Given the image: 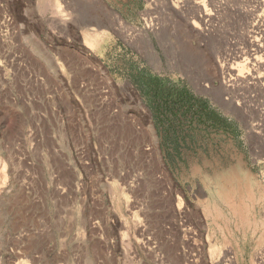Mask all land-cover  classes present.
Segmentation results:
<instances>
[{"label": "rangeland", "instance_id": "obj_1", "mask_svg": "<svg viewBox=\"0 0 264 264\" xmlns=\"http://www.w3.org/2000/svg\"><path fill=\"white\" fill-rule=\"evenodd\" d=\"M263 35L264 0H0V264H264Z\"/></svg>", "mask_w": 264, "mask_h": 264}, {"label": "bare ground", "instance_id": "obj_2", "mask_svg": "<svg viewBox=\"0 0 264 264\" xmlns=\"http://www.w3.org/2000/svg\"><path fill=\"white\" fill-rule=\"evenodd\" d=\"M199 11V10H198ZM63 15V14H62ZM206 15V14H205ZM118 27H119V30L120 31H123V28H122V30H121V25L119 24L118 25ZM96 36V38H99L98 36L99 35H95ZM264 36V35H263ZM256 40V39H255ZM250 42V46H251V49H253L252 51H253V54H251L250 52V54L248 55V54H246L248 57H250L251 58V61H253L256 65H262L261 63H262V61H261V59L260 58H258L257 56H255V54L256 53H262V55H264V47H262V46H259L258 44H256L255 43V41H249ZM262 42V41H261ZM102 42L101 41H96V42H93V44L94 45H96V46H98V45H100ZM249 45V44H248ZM249 46V47H250ZM253 47V48H252ZM251 51V50H250ZM248 52V51H247ZM244 54V53H243ZM261 55V56H262ZM244 56H245V54H244ZM260 56V57H261ZM250 60V59H249ZM263 60V59H262ZM221 61H219V63H220ZM224 62V61H223ZM223 64V63H222ZM248 64V63H247ZM226 65H228V64H226ZM225 65V66H226ZM249 65V64H248ZM264 65V64H263ZM223 66L224 65H221V69H220V78H221V80L222 81H224V79H226V76H225V72H227V70L225 69L224 70V68H223ZM253 67V66H252ZM227 68V67H226ZM229 68V67H228ZM238 68V67H237ZM230 74V73H229ZM232 75H233V73H232ZM255 77L254 76H252V74L250 75V73H249V70H247V72H243V71H240V70H238L237 71V74L234 76V78H232V79H234V82L236 81V82H243V81H246L247 79L249 80V81H252V82H254L255 84H257V85H261L262 86V88L264 89V84L263 83H261V78L259 79L258 77H256L255 79H254ZM233 81V80H232ZM228 82V81H227ZM261 86H260V88H261ZM261 88V89H262ZM264 91V90H263ZM264 254V253H263ZM261 259V258H260Z\"/></svg>", "mask_w": 264, "mask_h": 264}]
</instances>
